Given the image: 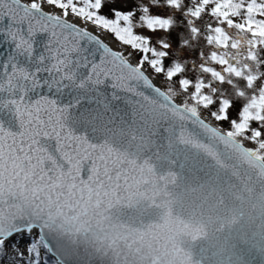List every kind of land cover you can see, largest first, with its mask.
Masks as SVG:
<instances>
[{
  "label": "snow or ice",
  "instance_id": "obj_1",
  "mask_svg": "<svg viewBox=\"0 0 264 264\" xmlns=\"http://www.w3.org/2000/svg\"><path fill=\"white\" fill-rule=\"evenodd\" d=\"M0 264H264V0H0Z\"/></svg>",
  "mask_w": 264,
  "mask_h": 264
}]
</instances>
